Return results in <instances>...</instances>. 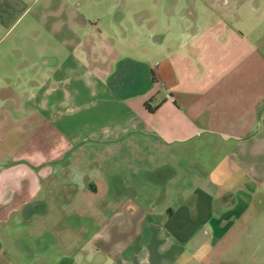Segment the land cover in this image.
Here are the masks:
<instances>
[{
    "label": "crops",
    "instance_id": "0c3cea01",
    "mask_svg": "<svg viewBox=\"0 0 264 264\" xmlns=\"http://www.w3.org/2000/svg\"><path fill=\"white\" fill-rule=\"evenodd\" d=\"M125 1L0 59V264H264L254 0H161L185 24L158 28Z\"/></svg>",
    "mask_w": 264,
    "mask_h": 264
},
{
    "label": "rangeland",
    "instance_id": "374dc122",
    "mask_svg": "<svg viewBox=\"0 0 264 264\" xmlns=\"http://www.w3.org/2000/svg\"><path fill=\"white\" fill-rule=\"evenodd\" d=\"M188 1L194 0H179V3L183 5ZM116 2L120 6L126 4L125 0H0V59L21 58V69L24 71V68L29 67L27 61L49 58L53 53L58 57H65L67 51L59 45L55 35L48 32L52 12L60 6L64 8L69 6L70 9L78 10L82 14L93 16L107 12L110 4ZM160 3L161 0H144V15H151L148 18L144 17V22L148 19L146 21L148 27L158 28L162 24L168 26L173 22L185 24L177 16L162 19ZM254 5L257 13L255 19L260 25L259 35L264 38V0H254ZM168 7L173 12L172 7ZM205 20L209 23L213 18L209 15L203 19V23ZM138 52L139 50H132L134 55ZM27 72L22 74L24 79L30 76L32 71L28 72L29 75Z\"/></svg>",
    "mask_w": 264,
    "mask_h": 264
},
{
    "label": "trees",
    "instance_id": "16d2710c",
    "mask_svg": "<svg viewBox=\"0 0 264 264\" xmlns=\"http://www.w3.org/2000/svg\"><path fill=\"white\" fill-rule=\"evenodd\" d=\"M150 111L152 110L151 108H148Z\"/></svg>",
    "mask_w": 264,
    "mask_h": 264
}]
</instances>
